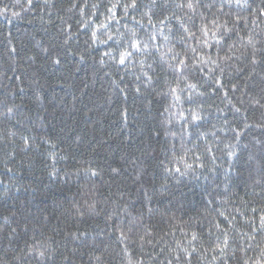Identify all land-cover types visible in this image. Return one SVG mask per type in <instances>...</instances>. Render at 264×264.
I'll return each mask as SVG.
<instances>
[{"label": "trees", "instance_id": "1", "mask_svg": "<svg viewBox=\"0 0 264 264\" xmlns=\"http://www.w3.org/2000/svg\"><path fill=\"white\" fill-rule=\"evenodd\" d=\"M0 264H264V0H0Z\"/></svg>", "mask_w": 264, "mask_h": 264}]
</instances>
